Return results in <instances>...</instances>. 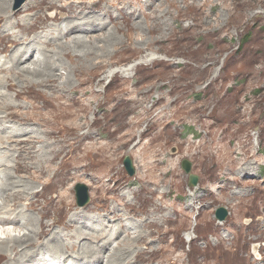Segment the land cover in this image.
Here are the masks:
<instances>
[{
    "label": "rangeland",
    "instance_id": "rangeland-1",
    "mask_svg": "<svg viewBox=\"0 0 264 264\" xmlns=\"http://www.w3.org/2000/svg\"><path fill=\"white\" fill-rule=\"evenodd\" d=\"M95 1L46 0L50 2L43 9L49 10L46 15L65 4L70 9L76 5L81 12L93 6L96 14L110 20L106 32L70 33L56 25L54 39L38 61L55 64L57 79L33 84L28 74L20 73V65L0 53V64L6 60L0 68V104H5L0 116L19 112V117L33 122L18 131L17 126H7L13 125L11 120L1 118L7 128L0 125V147L10 150L4 162L7 187L5 196L0 195L2 209L16 221L26 222L29 239L38 217L44 228L52 219L60 222L55 217L74 205L77 211L87 206L93 211L86 212V229L77 227L76 235L88 236L94 227L99 230L95 225L99 221L93 218L101 219L106 208L114 206L120 214L124 208L119 202L127 200L132 207L124 216L131 222L126 228L149 233L155 227L166 232L163 242L156 233H147L154 254L162 246L172 250L168 259L181 256L189 264H264V216H260L264 209V0ZM11 4L10 12L17 7L16 0ZM124 13L130 17L124 18ZM75 35L85 38L84 51L81 44L75 45ZM62 43L75 45L77 51L71 47L63 51ZM91 43L93 50H85ZM110 79V87L103 88ZM102 100L106 103L101 104ZM16 101L23 106L13 108ZM96 113L99 126L90 129ZM103 126H108L107 140L101 137ZM11 135L17 143L9 139ZM125 156L132 160L133 175L122 165ZM238 157L256 161L243 167ZM182 159L191 163V174L198 176L194 187L187 185ZM248 166L255 168L252 178L256 180L252 186L245 181L248 186L244 188L240 170ZM140 178L148 186L160 184L152 194L157 197L165 192L161 201L168 221L151 225L146 223L149 213H134L150 202L149 194L139 188ZM27 180L33 189H27L31 185ZM77 184L87 188L89 201L84 206L76 201ZM18 194L24 199L22 204L44 197L41 210L33 207L27 212L30 216L23 217ZM99 205H103L101 210ZM219 206L228 212L223 221L214 216ZM106 217L110 225L117 222L112 214ZM59 228L48 232V242L43 241L70 264L80 257L101 264H129L134 254L135 242L124 233L111 244L116 251L108 243L102 249L99 236L93 245L88 246L90 241L83 237L75 239L77 247L66 248L61 235L67 233ZM22 242L1 245L0 262L20 264Z\"/></svg>",
    "mask_w": 264,
    "mask_h": 264
},
{
    "label": "bare ground",
    "instance_id": "bare-ground-1",
    "mask_svg": "<svg viewBox=\"0 0 264 264\" xmlns=\"http://www.w3.org/2000/svg\"><path fill=\"white\" fill-rule=\"evenodd\" d=\"M98 1H95V2H98ZM11 2H12V0H0V14H2V15H0V36H1L0 37V53L4 54L5 59L7 57H9L13 62H16L17 65H20V68H18L20 73L23 72L25 74H28V76H29L28 80L30 82H32L33 84L34 83L35 84L36 83H38V84L46 83L45 81L48 78L57 79L58 76H60L57 72L58 69L55 68L56 67L55 64L48 63L47 62L48 60H46V62H44V61L39 62L38 61L41 58L40 56L43 55L42 50H44L46 48L48 43H51L53 41L54 30H55L56 25H57V27H59L61 29H65L66 32H70V33L74 32L75 30L79 31V33H90V32L94 33V32H99V31L104 32L105 30H107V25L110 22V20L106 21L107 17L103 16L101 13L96 14L95 13L96 9L93 8V6L91 7V10L89 8L86 12H81V11H78V9H77L78 6L74 5V7H72V9H70V8H68V5L65 4L59 10L53 9V13H51L50 15H46L47 13H49L48 12L49 10H46L43 12V9H44L45 4L50 3V2H46V0H28L26 3L22 4L21 6L12 8L11 12H10V8L12 5ZM95 2H93L92 5H95L96 4ZM39 5H43V7L38 8ZM26 6H27V8H26ZM46 7L48 8V5H46ZM6 8H8V9H6ZM66 11L69 13V15L66 14L67 13ZM62 13L65 14V16H62ZM56 15H59V16L57 17ZM123 17L128 18L130 16L128 13H124ZM41 33H44V34L42 35ZM50 34H52L53 36L48 37ZM5 39H7L6 42L4 41ZM72 39H76V41L74 42L75 45L81 44V46H79V48H80V50L84 51L83 39H85V38L82 36L79 37V36L75 35V37H73ZM60 45H62V46L64 45L63 51L64 50L65 51H71V49H73L74 52L77 51L76 49H74L76 47L75 45L74 46L72 45L73 47L68 46L69 48L66 47L67 45L65 43H62ZM70 47H71V49H70ZM34 50L36 52L35 55H34ZM85 50H90V51L93 50V43H91L89 46L86 45ZM33 55H34V57L32 58ZM30 58H31V61L29 62V64L26 65L25 62H27V60H29ZM44 58H42V59H44ZM4 62H6V60L0 64V68L3 66ZM47 64H50V65H47ZM14 67H15V65H14ZM3 69H5V68H3ZM52 69H53V71H52ZM52 72H54V73H52ZM40 74H43V75H41L42 76L41 78L38 77V75H40ZM112 81L113 80L110 79V82H107L103 86V88L108 89L110 87ZM67 84H69V81H67L66 83H63L61 86L63 88L67 87L68 86ZM0 97H2V96H0ZM74 100L71 103H73ZM100 103L105 104L106 101L102 100ZM4 106H5V104H3V103L0 104L1 109ZM11 106L16 109V108H21L19 106H23V105L19 104L16 101L15 104L11 105ZM97 109H99V108L97 107ZM2 113H5V111L2 110ZM2 117H4V119L11 120L13 122V125H7V126H9V127L17 126L18 131L21 130L22 128H24L25 126L33 125L32 121H26V120H29L26 117H19V112L17 113V116L14 113H5V114H3V116H0V121H1L0 125L4 126L5 128H7V127L5 125V122H4V124L2 123L3 122V120L1 119ZM98 117L99 116L96 113L94 115L92 121L89 122L88 128L92 129L95 125L99 126L97 121H100V120L98 119ZM144 124L146 126V129H148L149 131L153 130L150 128L149 123H144ZM103 129H104V131H103V134H101V137H104L107 140L106 131H108V126L107 127L103 126ZM26 133H27V131H26ZM34 133H36V132L34 131ZM17 134L20 136H24L23 133H17ZM140 135H141V133H140ZM136 137H138V136H136ZM9 139L11 141H14L15 143H17V141H18L17 138H15L12 135L9 137ZM6 145L9 146L8 144H6ZM9 153H10V150L8 147H0V156H1L0 157V195L2 194V197L5 196L3 190L7 187V185L5 186V182L7 181V179L5 180L6 174H5L4 162H5L6 158L8 157ZM86 154H90V152H88ZM12 156H13V153L11 154V159H12ZM251 161L254 162V161H256V159L253 158L248 162V161H244L242 157L241 158L238 157V163L243 167L246 165H249L251 163ZM51 162H52V159H51ZM233 163H236V158H235V161ZM243 167H241L240 172L243 174V176H245L243 181H242V186L245 188L246 186H248L247 182H251V185H249V186H252L254 184L253 180H256V179H253L252 176H254L253 172H254L255 168L253 166H248V168L245 167L246 169ZM26 179H28V178H26ZM140 180H141V183H140L139 188H140V190L146 191L149 194L150 202H149V204H147V206L144 210H135L134 213H149L150 217H149L148 222H146V223L151 224V225H157L158 226L162 222L168 221L170 219V216H168V213H164L166 206L161 201V199L165 196V192L160 193V195H157V197L152 194L156 191L158 192V187H160V184L159 185L152 184V185L148 186L141 178H140ZM245 181H247V182H245ZM26 183H27V185L31 184L27 187V189H30V188L33 189L34 188V184L32 183V181L27 180ZM243 191H245V189H243ZM253 194H255L257 197L260 196L258 194V192H254ZM120 196H124V194L121 193ZM153 197H156L155 201H152ZM120 199L121 198H119L118 201H120ZM42 200H44V197L36 198L34 201H31V202L29 200H27L26 203L22 204V201H24V199L22 198L21 194H18V196H17V202L19 203L18 207L21 209L23 217H29L30 215H27V212H28V210L33 209V207H38V210L40 211L41 210L40 205L42 203ZM119 203L124 208V211L121 212L120 214H118V213L116 214V212L118 210L116 209L115 206L111 207V208H106V210H107L106 213L109 215L112 214L114 217H116L115 221H117V222L114 225H110L111 223H109V222L106 223V221H108L106 219L107 214H103L101 219L99 218V216H98V218H95V219L93 218L94 221L95 220L99 221L98 223H95L96 226H99V230H97L96 227H94V230H89L91 233V235L89 234L90 236L89 235L88 236H85V235L79 236V234L76 235V231H77V227H80L81 229H86L85 228L86 223L84 221L85 217H86V212L87 211H93V209H90L87 206H85L82 210L80 209L79 211H77L76 210L77 207L74 205L71 209H68V210L64 211L63 213H61L60 214L61 217H59V216H58V218L55 217V219H58L60 222H56L55 220L52 219L47 225L45 223L44 228H42V226L40 224V218L38 217V219L36 220L37 229L35 230L33 237H31L29 239H27V237H30V236L26 234V231H24V230H26V225H27L26 222L16 221L15 218L13 217V214L12 213L10 214L7 210L2 209L3 205L0 204V228H1L0 229L1 230V234H0V243L1 244H0V246L5 244V243L8 244L9 242H14L13 244H15L16 241L23 240L22 247H20L21 254L19 253L20 254V256H19L20 264H70L71 261H69V259L66 261L63 260V257L60 254L59 255L53 254L48 249V247L44 244V241L48 238V236L50 234L48 232H50L51 230H54L55 228H59V227H57V225H59L60 228L68 234V235L64 234L61 236L63 237V240L65 241V247L69 248V249H71L72 247H77L79 245V243L75 239L79 238L81 240H84L85 238H87L90 241L89 243H87L89 246L90 243H92V245L94 243H96L95 237L99 236V237H101L100 238L101 241L104 242V243L99 242L100 247L102 249H106V243H108L109 246L113 247V250H115L114 248H116V245L112 246L111 245L112 242L114 240H116L119 235L124 233L125 236H127L129 238H133V240L135 242L131 246V248L134 250V254L131 255V257H129L130 258L128 261L129 264H134V263H137V264H189L188 260L181 259V256H177L173 260L168 259L169 257L172 256V250L166 249V247L160 246V250H159L158 254H154L150 250L153 247H151L150 243L147 241L148 231L142 232L141 230L125 227L126 225H129L131 223L130 220L125 221L124 216L126 214H128L130 208L132 207V204L130 202H128L127 200L124 202L122 200V202H119ZM21 204L23 205V208L20 207ZM12 206H13V204L11 203L10 207H12ZM102 208H103V205L97 206L98 210H101ZM246 211H248L247 208H246ZM261 215L264 216V209L260 212V216ZM100 216H101V214H100ZM89 219H91V218H89ZM94 221H92V222H94ZM65 225H68L69 227L66 228ZM60 228H59V230L57 229L59 232H61ZM107 228H109V230H112V233H110V231L107 230ZM19 229H21L22 231ZM151 230L152 231L149 230L150 232L148 233V235H153L154 233H156L157 239L159 241H161V242L166 241V232L160 230L159 228H155V227ZM73 231H75L74 238L70 237L73 235ZM28 232H31V230H28ZM86 232H84V233H86ZM107 232H108V234L105 235ZM99 233H102L103 236H100ZM66 235L69 236V238H66L65 237ZM83 237H85V238H83ZM25 238L27 240H25ZM93 240H95V241H93ZM16 244H18V243H16ZM51 245H52V243H51ZM129 246H130V244H129ZM136 246H137V249L133 248ZM118 247H120V246L118 245ZM14 248H16V247H14ZM56 248H58V247H56ZM61 249L63 250V247ZM126 250H128V249H126ZM0 251H4V250L2 249ZM109 251H107V252H109ZM68 252H69V250L66 249V252L64 253V255L68 256L69 255V254H67ZM120 252L122 253V251H120ZM45 253L48 256L44 255ZM55 253H56V251H55ZM82 253H84V252H82ZM102 254H100V255H102ZM127 254H130V253H127ZM103 255H105V254H103ZM117 255H120V254H117ZM143 255H146V257H143ZM106 256H105V258H106ZM3 258H5V256H3ZM7 258H10V257L8 256ZM115 258H118V256H116ZM119 259H120V257H119ZM0 260H2V259H0ZM76 260H77V258H76ZM47 261H49V263H46ZM4 262H5V264L9 263L8 261H6V259H4L3 261L0 262V264H4ZM109 263H110V261H109ZM76 264H101V261L92 260L90 258L87 259L85 257H80V260Z\"/></svg>",
    "mask_w": 264,
    "mask_h": 264
},
{
    "label": "water",
    "instance_id": "water-1",
    "mask_svg": "<svg viewBox=\"0 0 264 264\" xmlns=\"http://www.w3.org/2000/svg\"><path fill=\"white\" fill-rule=\"evenodd\" d=\"M23 0H16V6L18 7ZM122 164L127 172L128 175H133L134 174V167L132 165V160L128 157L125 156L122 160ZM180 167L184 171L185 174L188 175V186H196L198 182V176L196 174H191V163L186 160L182 159L180 162ZM75 191H76V201L78 206H83L89 201V197L87 194V188L83 184H77L75 186ZM227 210L223 206H219L216 208L214 212V216L217 220L222 221L226 218L227 216Z\"/></svg>",
    "mask_w": 264,
    "mask_h": 264
}]
</instances>
